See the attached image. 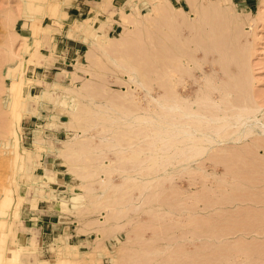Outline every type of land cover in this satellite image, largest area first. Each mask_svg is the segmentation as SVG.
<instances>
[{
  "label": "rangeland",
  "instance_id": "1",
  "mask_svg": "<svg viewBox=\"0 0 264 264\" xmlns=\"http://www.w3.org/2000/svg\"><path fill=\"white\" fill-rule=\"evenodd\" d=\"M24 1L0 0V209L6 187L21 199L15 218L0 214L6 254L17 249L22 264H264L261 128L191 159L152 145L148 119L132 117L151 115L167 142L172 118L157 97L170 101L169 77L193 98L211 89L219 99L214 85L238 81L227 111L264 107V0ZM160 2L174 14L156 12ZM120 108L130 116L108 128ZM18 113L23 160L5 144ZM76 134L91 146L67 145Z\"/></svg>",
  "mask_w": 264,
  "mask_h": 264
},
{
  "label": "bare ground",
  "instance_id": "2",
  "mask_svg": "<svg viewBox=\"0 0 264 264\" xmlns=\"http://www.w3.org/2000/svg\"><path fill=\"white\" fill-rule=\"evenodd\" d=\"M170 6H171V4L169 5V3L160 2V3H158L157 5L154 6V10L156 12H158V13L162 12V14H164L166 16H171L172 14H174V12L171 9V7L173 5L171 7ZM124 15H125L124 19L126 20L127 13H124ZM130 28H132V27H130ZM122 38H124V37H122ZM126 40H128V39H126ZM118 41L116 42L117 44H119ZM123 43L125 44V42H123ZM223 46H224L223 43L221 44V43L218 42L216 44V46L213 47L216 51L221 53V56L223 55L222 57H224V55L227 54V52H225V48ZM113 47H114V49H116V46H113ZM118 47H119V45H118ZM8 49H9L8 50L9 54L12 55L13 57L19 55V54H17L16 51H12L10 48H8ZM106 49H108V46H107ZM111 49H112V51L114 50L113 48H111ZM104 51L106 52L107 50L104 49ZM109 51H111V50H109ZM156 51H158V50L156 49ZM144 58H146L145 55H144ZM22 61H23V59H22ZM147 61H149V60H147ZM174 61H172V62L174 63ZM149 63H151V62H149ZM176 63H177V60L174 63L175 64L174 66H176ZM24 65H26V64H24ZM26 66L23 67L24 71L26 70ZM11 68H12V66H10V69ZM133 68L130 67V69H133ZM172 71H176V70H172ZM21 74H22V71H21L20 75ZM173 75L175 76V74L172 73V76ZM134 76L133 75L129 76L131 81L135 79ZM165 78H166V76H165ZM240 78H242V77H240ZM168 80H169V83H170V86H171L170 87V91L171 92L173 91L172 92L173 94L170 95L169 97H167V98H169L170 101L167 99V101H169V102L168 103H163L162 101H163V97L164 96H162V94L157 97L158 104L161 105V106H165L166 107L165 108L166 114L169 113L170 114V118H172L171 121H168L167 125H166L168 130L170 129L169 131L166 132V134H167V136H166L167 142L163 140V139H165V137H158L159 134L157 136V133H159V132H156V134H154V129H152V126L154 125L155 122L154 121L153 122L149 121V118L151 117V115H149V118L148 117H143L144 115L141 117V115H139V114L137 116H132L133 118H135L134 120H138L139 121L138 123H140V121H141L140 118H147L148 119V123H146V124L149 125L150 133H148L147 136H149V137L153 136L152 137V142H154V143L152 145H157V147L160 146V148H161V144H159L158 142H162L163 141L165 144L167 143L169 149H173V150L177 149V150H179V153H181V154H186V153L190 152L191 156L189 158L192 159V157H197V156H201V155L205 154L207 149L214 148L218 144H224V143H227L228 141H231V140L240 141V140H242L244 138H247L248 136H250L252 133H254L256 131L255 130V126L260 127L261 128L260 132L264 133V121L262 120V118L264 119V116L263 117L260 116L261 117L260 118L259 115H258V112H261L262 115L264 114V107H261V106H258V107L257 106L256 107L252 106L251 107L249 105L240 106V105L232 104L231 106L230 105L229 106L232 109L234 108L233 110H236V109H240V110H238L237 112H235V111L234 112H228L227 109L223 106L224 101H226V100L229 101L230 100V96L232 94V90H235V87L237 86V84H239L238 81H237V84H234L231 88L229 86H227L226 83L223 86L222 85L221 86L214 85V87H212V88L219 90V92L221 94L219 99H216L217 97H215V94L213 93V91L211 89H207V90H204V91L202 90L201 92L197 91L195 97L193 98V97L190 96V94L184 93L183 91H179V89H177V87H176L177 86V82L175 81V79H171V77H169ZM211 81L212 80H209L208 82H211ZM166 82H168V81H166ZM24 83H25V76H22L20 80H15L12 83V87L11 88L13 90H17L16 92L18 93V90H19V92L23 90ZM243 83H244V81H243ZM183 86H184V84H183ZM168 87H167V89H168ZM237 87L241 88V86H237ZM9 88H10V86H9ZM171 88H173V89H171ZM243 91L245 92V90H243ZM240 94H242V92ZM246 96H248V95H246ZM254 97H256V96H254ZM155 98L156 97H154V100H155ZM13 103H15V104H13V106L16 105V102H13ZM12 109H13V111L15 110L14 107ZM103 109H106V108H103ZM103 109H100V108L97 109V111L94 113L95 118H93L92 122L98 123L99 118H101V117H98V116L105 114V110H103ZM120 109L125 110V113L122 112L123 114L120 115V116H117V117L112 116L111 113L107 114V110H106V114L109 115V117H107V116L106 117L107 118H111L110 119V124L107 125L108 128L109 127H111V129L113 128L112 124L116 120V119L114 120L113 118H125L126 116H128V117L130 116V114H127L126 109H123V108H120ZM12 113L14 114V112H12ZM16 113H17V111H16ZM25 118H26V115H25ZM20 119L21 118H20V114L19 113L17 114V117L15 116L14 118H12L13 128L11 130V134H10L9 138H7L5 140L6 141L5 144L9 145V144L14 143L13 145H14V148H15V151H16L15 152V156H16L17 160H23L25 158L24 153L26 152L25 151L26 150L25 149L26 146L23 147V149L21 147L22 146L21 145L22 135H21V133H20V131L18 129V127L20 126V123H21ZM155 124H156V126H162L158 122H156ZM132 126L134 127L135 125L133 124ZM106 130H107V128H106ZM148 132H149V130H148ZM79 136H80L79 134H76L74 138H72L70 140H67L66 141L67 145H70V144H73V143H75V144L76 143H80L81 146H82L80 149L88 147V144H90L89 140H87V138L86 139L85 138L81 139V138H79ZM117 138L118 139L114 138L111 141L110 140L107 141L108 142V143L106 142L107 146L110 147V148H116L118 145L121 146L120 136H118ZM156 140H158V142ZM226 145H228V144H226ZM74 146H76V145H74ZM90 146H91V144H90ZM71 147H73V145ZM121 148H124V147H121ZM68 149H69V147H67V150ZM111 152L116 154L119 151L116 149V150H112ZM166 154H168V153L166 152ZM189 160L190 159H188V163H191V162H194L196 159L190 160V162H189ZM16 162H18V161H16ZM13 173H15V172H13ZM13 176H15V175L13 174ZM101 183L104 184L105 182H101ZM16 184H17V182H16ZM106 184H107V182L104 185H106ZM23 190H24V186L22 185V192H23ZM14 191H15V189H14ZM10 192H11L10 189L6 187L5 193H4V198L2 199L0 214H5L6 213V217L7 218L13 219L20 212L19 211L20 207H19L18 204H19V202H21V199H19L18 201H15L14 198L11 197ZM262 223L264 224V222H262ZM8 235H9L8 230L6 229V231H5L4 229H2L1 234H0V264H22V263L19 262V257L20 256L18 254V250L17 249H13L11 251L12 253L9 254V255L6 254V240L8 238ZM22 246L23 245H21V247H19L20 250L22 249ZM31 261H33V260H31Z\"/></svg>",
  "mask_w": 264,
  "mask_h": 264
}]
</instances>
